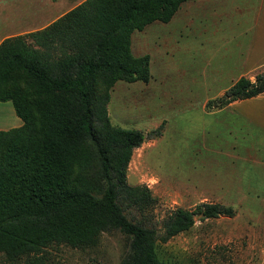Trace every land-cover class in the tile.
<instances>
[{"label": "trees", "instance_id": "1", "mask_svg": "<svg viewBox=\"0 0 264 264\" xmlns=\"http://www.w3.org/2000/svg\"><path fill=\"white\" fill-rule=\"evenodd\" d=\"M183 0H81L45 26L0 40V101L21 124L0 128V256L45 264L48 249L94 245L104 231L126 240L118 264H164L157 246L195 219L234 214L217 201L175 206L157 225L155 197L130 184L126 168L144 139L110 122L116 80L146 81L148 55L130 51V33L167 21ZM264 90V68L241 75L205 107ZM162 122L147 133L158 136Z\"/></svg>", "mask_w": 264, "mask_h": 264}, {"label": "rangeland", "instance_id": "2", "mask_svg": "<svg viewBox=\"0 0 264 264\" xmlns=\"http://www.w3.org/2000/svg\"><path fill=\"white\" fill-rule=\"evenodd\" d=\"M69 3L71 6L76 0ZM64 7L62 0H0V28L4 26V32L34 25ZM147 26L152 31L151 36L154 35L156 22ZM139 30H132L130 35L133 53L156 49L155 43L143 47L145 43ZM186 53L179 48L173 50L171 55H163V58L152 56L148 62L150 76L146 81L116 80L109 88L106 107L110 122L138 128L145 134L143 141L132 150L126 180L130 184H145L150 189L155 197L150 216L157 225L173 207L191 208L199 201H217L234 209L231 216L195 219L186 230L160 242L157 254L164 264H264V189H250L252 186L247 182L242 190L221 189L224 185L219 180L220 173L226 169L223 164L241 163L240 159L232 158L231 161L222 152L228 145L223 139L229 137L223 119L215 125L217 136H212L213 147L217 149L206 151L209 154L205 157L209 159L206 160L207 167L202 168L198 162L192 166L191 174L184 176L174 173L173 167L179 161L177 150L181 147L187 154L185 150L188 144L183 145V142L205 127V123H200L198 105L192 108L185 106L187 94L178 91L192 86L189 85V78L180 74L188 71L186 62H182L188 59ZM203 66L194 64V82L197 86L193 87L197 89V99L207 91L199 82V77L204 73L208 77L212 75L211 67L205 69ZM213 86H208V91ZM163 116H166L168 125ZM160 122V135L147 133ZM206 125L210 124L206 122ZM232 128L231 134L236 138L238 134H243L246 140L249 139L250 143H245L246 156L264 159V134L255 132L260 135V141L256 137L254 141V135L241 133L237 124ZM183 162L186 164V159ZM246 167L253 170V164ZM246 170L248 173L241 176L243 179L254 181L258 177L261 180L260 175H249V170ZM125 248V237L117 230H109L102 232L92 246L77 248L60 244L49 248L45 264H118ZM0 264L9 263L0 256Z\"/></svg>", "mask_w": 264, "mask_h": 264}, {"label": "crops", "instance_id": "3", "mask_svg": "<svg viewBox=\"0 0 264 264\" xmlns=\"http://www.w3.org/2000/svg\"><path fill=\"white\" fill-rule=\"evenodd\" d=\"M62 1L65 3L63 9L37 24L4 32L2 31L4 26H2L0 40L6 36L41 28L81 0H76V3L71 6L69 2L74 0ZM153 22H156V29L151 36L152 31L147 25ZM139 31L145 43L143 47H150L149 44L153 43L156 45V49L144 50L141 53L148 55V62L152 56L158 55L163 58V55H171L173 50L179 48L187 52L188 59L182 62H186L188 71L180 74L186 75L189 78V85L192 86L187 89L180 88L181 90L178 91L183 92L184 95L187 94L184 98L185 106L192 108L198 105L200 123H205V127L201 128L197 135L194 132L188 140L185 138L187 141L183 142V145L188 144L185 150L187 154L181 147L177 150L179 161H176L173 167L174 173L184 176L191 174L192 166L198 162L202 168L207 167L206 160L209 159L205 157L209 154L206 151L213 152L217 149L213 147L212 136H217V131L214 130L215 125L223 119L225 132L229 137L223 139L228 145L222 152L231 161L232 158L240 159L241 163L223 164L226 169L220 173L219 180L221 185H224L221 189L242 190L246 182L252 186L250 189H264V159L259 156L258 158L246 156V144L250 143L249 139L246 140L243 134H238L237 138L233 133L231 134L232 126L237 124L241 133L254 135V141L255 137L257 141H260V135H256L255 132L264 134V90L250 97L234 99L219 108H205L207 99L221 94L236 78L244 75L252 80L255 72L264 68V0H183L167 21L153 20ZM129 46L133 53L132 36H130ZM196 63L204 64L205 69L208 66L211 67L212 73L210 77L204 73L198 79L207 90L200 99L195 97L198 93L193 87L197 86L193 72ZM211 85L214 86L208 91V86ZM163 117L166 119V124L169 123L166 116ZM21 122L10 101H0V128L17 126ZM206 122L210 125L207 126ZM184 158L186 164L183 162ZM251 164H253V170L246 167ZM246 169L249 170V175H260L261 180L259 181L258 177L254 181L243 179L241 176L248 173ZM255 175L252 176L256 177Z\"/></svg>", "mask_w": 264, "mask_h": 264}]
</instances>
